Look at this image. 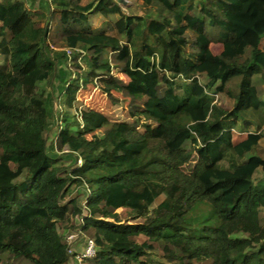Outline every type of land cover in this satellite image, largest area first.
<instances>
[{
    "label": "trees",
    "instance_id": "trees-1",
    "mask_svg": "<svg viewBox=\"0 0 264 264\" xmlns=\"http://www.w3.org/2000/svg\"><path fill=\"white\" fill-rule=\"evenodd\" d=\"M88 1L35 9V0H0V264L4 255L31 264H264V176L255 177L264 175V0H142L145 13L160 5L147 19L126 15L115 0ZM36 14L57 19L64 48L51 49ZM95 16L104 22L89 29ZM213 44L235 52L215 54ZM204 68L211 73L201 83ZM235 77L237 95L223 107L214 96ZM96 83L128 99L129 122L102 136L95 132L106 117L75 107L80 90ZM145 153L159 161L153 178L105 170ZM86 184L82 202L65 201ZM197 201L220 219L201 238L177 226ZM75 229L96 244L82 263L67 253ZM156 243L163 261L144 259Z\"/></svg>",
    "mask_w": 264,
    "mask_h": 264
},
{
    "label": "rangeland",
    "instance_id": "rangeland-1",
    "mask_svg": "<svg viewBox=\"0 0 264 264\" xmlns=\"http://www.w3.org/2000/svg\"><path fill=\"white\" fill-rule=\"evenodd\" d=\"M29 3V0H26ZM47 2L50 4L51 0H35V9H37L41 3ZM118 1V0H115ZM89 1L88 0H81V5H86ZM142 0H122V3L119 4L121 7V10L126 15H134V16H141L144 19L149 18L150 16H154L155 11L160 7L159 4L156 2H153L151 4V8L149 9V13H145L144 10L141 8ZM51 8H54V5L50 4ZM34 20L37 21L41 26H44L45 24L50 29L49 36H48V43L51 46V49L60 50L61 48H64V45L62 42L55 36V25L57 24V19L54 18L53 20L47 21V23L44 20L39 19L38 15H34ZM118 16H113L112 19H117ZM88 27L89 29H98L101 27V24L104 22V19L98 16L89 18ZM250 40L252 43L254 42L255 38L250 37ZM250 41V43H251ZM259 47H264V38L260 41ZM226 51L228 54H234V50L229 47H223L221 45H212V51L214 53H220L222 51ZM108 59V57H106ZM4 62V59L0 57V64ZM211 73L210 69L204 68L200 71V77L199 80L201 83H205L207 81L208 75ZM114 76L117 79H120L124 82L127 81V78L120 74L118 71L114 72ZM238 81V82H237ZM239 80L237 78L232 79L231 81L227 82L225 85V92L219 95H215L214 99L215 102L223 107H231L233 103L234 97L237 95V87H238ZM100 86L96 84H88L84 89L80 90V92L77 94L78 99L75 102V107L78 109H91L97 112L102 113L106 117V122L104 123V126L97 130L95 134L97 136H102L104 133L111 127V125L115 122H129L127 120L125 115V108L127 107L128 99L123 98L121 95L116 94L113 96L105 95L100 89ZM60 109H63L61 103H56V106ZM64 110V109H63ZM65 112H68L71 115L74 114V109L71 110H65ZM252 121L255 123V125L252 126L251 130H255L258 121L256 118H252ZM262 130V140L260 143V149L262 150V153H264V123L261 127ZM237 130L233 132V134H237ZM233 135V136H234ZM235 139V137H233ZM53 140V136H51L48 139L47 144L49 145ZM54 141V140H53ZM66 151V148H65ZM158 159L155 154L151 153H145L144 157L139 161H134L132 163L122 165V166H116L114 168L105 169L106 171L114 172L116 169H125V168H134L137 170H142L150 174V177L154 175L155 172L158 171ZM64 167H70L69 161H64L62 164ZM99 172L94 173L93 175H97ZM100 175V174H99ZM264 175L262 172L258 171L255 174V177L257 179L262 178ZM87 188L82 187H73L70 191V194L67 196L65 201H68L69 199H77V201L82 202L84 199L86 191H89L92 189V186L89 184H86ZM86 190V191H85ZM170 194L172 197L177 198L180 194V189L177 184L174 185L172 190L170 191ZM164 198V196H161L155 204H157L159 201H161ZM153 204V207L155 206ZM73 208V207H72ZM82 213V212H81ZM80 213V214H81ZM120 219L124 217V213L122 211L117 212ZM75 215V214H74ZM69 215L70 217V223L71 225H78L81 223V215ZM261 219L264 224V209L261 212ZM220 224V219L215 214L213 207L205 202L197 201L195 206L191 209H187L185 212V215L183 219L180 221V223L177 225L178 228L183 232L185 236L189 237H196L201 238L205 237L206 230L212 229L217 227ZM76 230V229H75ZM71 232V230H70ZM65 234V233H64ZM83 237L79 240V245L82 247L84 246L83 243ZM145 240L144 237L137 238V242L141 243ZM76 250H79L78 248ZM7 256L4 255L2 257L3 261L2 264H31L27 259L20 258L16 260H8L6 259ZM144 259H150L154 261H163L162 258V251H161V245L159 243H156L154 245V249L152 252H150ZM66 264H74L73 262H68Z\"/></svg>",
    "mask_w": 264,
    "mask_h": 264
},
{
    "label": "built area",
    "instance_id": "built-area-1",
    "mask_svg": "<svg viewBox=\"0 0 264 264\" xmlns=\"http://www.w3.org/2000/svg\"><path fill=\"white\" fill-rule=\"evenodd\" d=\"M65 51L67 55L71 53V50L69 49H65ZM81 238L82 234L77 230H73L66 236V242L69 247L67 253L70 255L75 254V259L78 263L94 258L97 250L93 239L83 240L84 246L81 247L79 245L76 247ZM77 248L79 250H76Z\"/></svg>",
    "mask_w": 264,
    "mask_h": 264
},
{
    "label": "crops",
    "instance_id": "crops-1",
    "mask_svg": "<svg viewBox=\"0 0 264 264\" xmlns=\"http://www.w3.org/2000/svg\"><path fill=\"white\" fill-rule=\"evenodd\" d=\"M211 48H212V46H211ZM216 54V53H215ZM218 54V53H217ZM235 78H237V80H239V78L238 77H235ZM234 79V78H233ZM238 82V81H237ZM241 138H243V137H241ZM263 138V137H262ZM262 140V139H261ZM260 143H261V141H260ZM260 143H259V145H260ZM264 154V153H263Z\"/></svg>",
    "mask_w": 264,
    "mask_h": 264
},
{
    "label": "water",
    "instance_id": "water-1",
    "mask_svg": "<svg viewBox=\"0 0 264 264\" xmlns=\"http://www.w3.org/2000/svg\"><path fill=\"white\" fill-rule=\"evenodd\" d=\"M117 3H118V4H121V3H122V0H118Z\"/></svg>",
    "mask_w": 264,
    "mask_h": 264
}]
</instances>
